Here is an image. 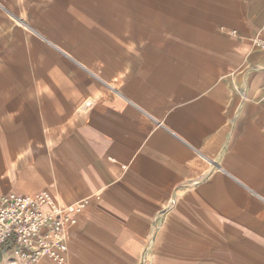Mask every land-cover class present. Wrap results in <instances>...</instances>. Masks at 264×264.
<instances>
[{"label":"crops","instance_id":"obj_1","mask_svg":"<svg viewBox=\"0 0 264 264\" xmlns=\"http://www.w3.org/2000/svg\"><path fill=\"white\" fill-rule=\"evenodd\" d=\"M57 1L37 146L0 145V196L70 218L65 261L34 264H264V0ZM29 83L6 90L24 109Z\"/></svg>","mask_w":264,"mask_h":264},{"label":"rangeland","instance_id":"obj_2","mask_svg":"<svg viewBox=\"0 0 264 264\" xmlns=\"http://www.w3.org/2000/svg\"><path fill=\"white\" fill-rule=\"evenodd\" d=\"M62 1L69 3L63 7L72 6L71 0ZM120 1L102 0L101 3L115 10ZM124 1L127 3L143 0ZM161 1L178 9L174 8V11L180 12L184 9V0ZM61 5L57 0H0V99L9 103L8 108H4L2 106L5 103L0 102V145L4 146L11 138L15 147V141L20 138L29 141L26 145L29 151L37 146L36 139H39L42 130L37 73L44 74L43 72L52 70L54 64L63 65L68 62L49 43L51 41L68 49L67 29L74 23V17L69 15V8H62ZM98 14L106 16L103 12ZM27 25L33 27L36 32ZM21 78H28L30 82L24 88L29 97L26 109L15 105L14 98L12 97V101L10 94L6 93L7 88ZM4 82L6 86L2 87ZM142 264H150V258L142 259Z\"/></svg>","mask_w":264,"mask_h":264},{"label":"built area","instance_id":"obj_3","mask_svg":"<svg viewBox=\"0 0 264 264\" xmlns=\"http://www.w3.org/2000/svg\"><path fill=\"white\" fill-rule=\"evenodd\" d=\"M69 221L65 209L45 191L0 196V262L34 264L46 256L64 262Z\"/></svg>","mask_w":264,"mask_h":264}]
</instances>
